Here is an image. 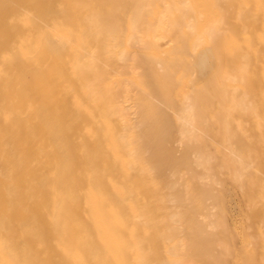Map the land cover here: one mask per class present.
I'll list each match as a JSON object with an SVG mask.
<instances>
[{
  "label": "rangeland",
  "instance_id": "obj_1",
  "mask_svg": "<svg viewBox=\"0 0 264 264\" xmlns=\"http://www.w3.org/2000/svg\"><path fill=\"white\" fill-rule=\"evenodd\" d=\"M247 1L0 0V129L20 137L21 156H35L38 141L67 127L70 170L81 179L83 142L99 148L117 176L112 184L127 182L133 191L131 264H143L145 252L144 264H264V0ZM134 15L143 40L136 44L129 40ZM106 29L110 36L103 40ZM122 51L128 60L119 58ZM101 66L124 115L108 118L87 86ZM230 96L258 108L235 109L224 119L221 106ZM187 97L197 126L191 141L179 139ZM124 127L125 149L118 140ZM228 148L243 156L252 150L251 166L242 171L245 184L229 168L235 162ZM198 155L208 159L199 164ZM3 183L0 177V197ZM154 192L163 198L157 230ZM170 192L180 200L169 201ZM141 212L147 222L138 226ZM175 214L180 221L171 220ZM90 227L99 248L112 252V224L91 220ZM158 230L165 233L161 262L149 257ZM139 235L145 238L141 250Z\"/></svg>",
  "mask_w": 264,
  "mask_h": 264
},
{
  "label": "bare ground",
  "instance_id": "obj_2",
  "mask_svg": "<svg viewBox=\"0 0 264 264\" xmlns=\"http://www.w3.org/2000/svg\"><path fill=\"white\" fill-rule=\"evenodd\" d=\"M244 3L247 4L248 1L244 0ZM258 11H260V8H258ZM136 15L132 17L131 21L133 33L129 36L130 38L128 37L135 44L138 41H143L141 33L136 29ZM220 21L223 22L222 19H217V24ZM157 23L155 22V24ZM215 29L216 26H212L210 31L214 33ZM110 32L111 30L106 29L101 33L103 40L110 36ZM127 42L129 43L128 40ZM207 50H209V45L206 47ZM206 51L204 50V53ZM118 55L120 59L127 57L128 60L130 58L123 51ZM102 63L107 64L106 61ZM87 86L93 87L92 91L95 92L96 99L102 102L103 113L108 118L112 119L114 115L125 114L126 109L118 102V96L107 86L106 68L104 66L99 67L95 77L87 83ZM226 91L223 88L222 96L228 97ZM217 96L220 97L221 95ZM257 108L258 106L252 101H243L230 96L229 105L227 107L222 105L220 112L222 118L226 119L235 109L247 112V110L254 111ZM193 113L194 104L187 97L179 113L181 122L179 128L180 140L191 141L195 139L197 126L195 125L196 119ZM139 126L140 124H137L134 127ZM127 130L128 127H124V131L118 137L121 147L124 149L128 145L125 138ZM53 132L54 135L46 142L38 141L37 155L24 156L22 154L23 156H21L18 149L16 150L17 144L20 143V137L6 135L0 129V150L4 153L0 159V177L4 179V183L1 185L3 195L0 197V264H131L132 215L129 209L132 202H134V197L130 185L127 182H121L119 187L112 184V180L117 176L111 174V171L109 172L110 166L102 162L99 148L93 147L88 141L83 142L85 147L84 154L82 153L81 156L85 160L86 177L85 179L78 178V175L70 170V158L73 156V150L68 148V144H70L66 136L68 128L55 129ZM204 135L206 136V134ZM141 138L143 137L140 135L138 139ZM261 143H264L263 137ZM249 150L251 153L243 156L229 148L227 149L229 155H232L231 160L238 163L230 165L229 168L234 171L235 178L242 181V171L251 166L252 158H254L252 150ZM206 159H208L207 156L198 155L197 162L203 164ZM261 163L264 164V160ZM242 184H245V182L243 181ZM154 193L153 202L155 205L153 206L152 224L155 226L153 229L157 230L160 223V203L163 198L158 197L156 192ZM207 194L208 199L213 197L210 189L207 190ZM260 198L263 199L261 205L264 206V195H260ZM186 199L184 197L185 201ZM179 200L176 192L169 193V201ZM79 210L85 211L86 214H80ZM86 216H90V218ZM136 217L139 219L138 226L141 221L147 222L146 212H141ZM170 218L171 220L180 221L181 217L179 214H175ZM91 220L112 224L111 231L108 234L110 240H113L112 252L109 254L106 250L99 248L92 236ZM71 224H82L83 227L74 228L71 227ZM207 225L213 229L216 223L214 220H210ZM138 231H140V227H138ZM154 234V240L157 242L154 252H151L149 257L156 258L161 262L160 253L158 252L160 250L159 241L161 237H165V233L160 234L158 230ZM138 237L142 243H139L137 247L141 250L144 247L145 238L141 240L142 236L139 235ZM178 249L175 251L176 254L179 252ZM146 254V252L141 253L139 256L143 258V264L145 260L149 259ZM180 262L182 260L178 259L177 263Z\"/></svg>",
  "mask_w": 264,
  "mask_h": 264
}]
</instances>
